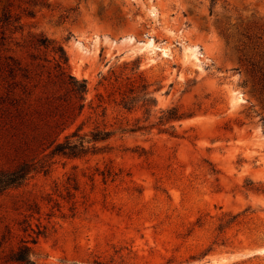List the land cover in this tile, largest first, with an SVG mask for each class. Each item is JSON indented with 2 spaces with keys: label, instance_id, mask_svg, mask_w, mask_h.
Wrapping results in <instances>:
<instances>
[{
  "label": "rangeland",
  "instance_id": "obj_1",
  "mask_svg": "<svg viewBox=\"0 0 264 264\" xmlns=\"http://www.w3.org/2000/svg\"><path fill=\"white\" fill-rule=\"evenodd\" d=\"M61 48L60 140L110 138L0 195V264H264V0H0V167L37 156L8 112L65 100Z\"/></svg>",
  "mask_w": 264,
  "mask_h": 264
},
{
  "label": "trees",
  "instance_id": "obj_2",
  "mask_svg": "<svg viewBox=\"0 0 264 264\" xmlns=\"http://www.w3.org/2000/svg\"><path fill=\"white\" fill-rule=\"evenodd\" d=\"M8 19L9 17L6 16L5 20L8 21ZM65 66H68V57L61 48L57 67L63 77L62 83L68 86L69 91L61 104L45 103L43 106L45 114L41 112L43 122L41 120L34 130L28 133L21 132L19 123L15 122L16 115L12 111L8 112L11 117L9 123L13 129L12 138L19 145L17 151L25 148L24 152L35 153L37 156L31 159H21L10 168L0 167V195L21 188L37 174H48L56 157L82 158L89 154H95L101 150L98 144L110 138L108 132L93 133L91 140L87 141L88 146H86L85 138L79 136L81 131L79 128L70 135H66L64 141L60 140V136L65 131V128L61 127L71 119L78 107L77 103L84 101L88 92L86 80L79 81L72 75H67L64 71ZM83 108L84 106L81 105L80 109ZM53 110L57 111V114H53ZM47 112H51V114H47ZM73 138H79L81 142L74 143ZM12 260L17 264H35L31 259V249L27 246L14 253Z\"/></svg>",
  "mask_w": 264,
  "mask_h": 264
},
{
  "label": "bare ground",
  "instance_id": "obj_3",
  "mask_svg": "<svg viewBox=\"0 0 264 264\" xmlns=\"http://www.w3.org/2000/svg\"><path fill=\"white\" fill-rule=\"evenodd\" d=\"M152 42H153V41H152ZM149 43H150V42H149ZM147 44H148V43H147ZM150 44H152V43H150ZM143 46H144V45H143ZM145 46L147 47V45H145ZM151 46H152V45H151ZM142 48H143V47H142ZM142 48H141V49H142ZM143 49H144V51H145V48H143ZM148 49H150V48H148ZM148 49H147V51H148ZM144 51H143V52H144ZM147 51H145V52H147ZM186 51L189 53L188 50H186ZM186 51H185L184 54H186ZM148 52H150V50H149ZM192 52H193V50H192ZM82 53H83V52H82ZM191 55H193V54H191ZM191 55H190V56H191ZM184 56H185V55H184ZM188 56H189V55H188ZM191 57H192V56H191ZM191 57H190V58H191ZM190 61H191V60H188V62H190ZM236 96H237V95H236ZM236 96H235V94H234V96H232V97H233V98H232V101L235 103V105H238V104H239V101H240L241 99L238 98V97H236ZM241 101H242V100H241ZM241 101H240V102H241ZM236 103H238V104H236ZM235 105H234V106H235ZM257 253H259V255H260V254H264V249H262V250H258L257 252H255V254H257ZM246 255H247V254H246ZM250 255H251V254H250ZM247 256H248V255H247ZM247 256H244V257L247 258ZM238 257H240V256H238ZM244 257H243V258H244ZM241 258H242V257H241ZM224 259H225V258H224ZM234 259H235V258H234ZM229 260H230V259H229ZM229 260H228V261H229Z\"/></svg>",
  "mask_w": 264,
  "mask_h": 264
}]
</instances>
